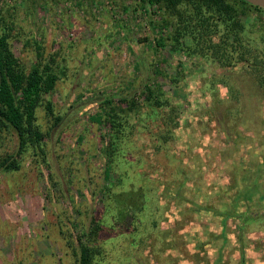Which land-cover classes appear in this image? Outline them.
<instances>
[{
	"label": "rangeland",
	"instance_id": "374dc122",
	"mask_svg": "<svg viewBox=\"0 0 264 264\" xmlns=\"http://www.w3.org/2000/svg\"><path fill=\"white\" fill-rule=\"evenodd\" d=\"M0 17L20 65L38 60V43L59 76L35 109L41 147L21 151L15 130L0 125V162L17 165L0 167V264H77L76 234L99 215L103 264H264V65L257 75L243 62L173 49L177 22L165 27L142 0H0ZM251 28L263 59L251 39L259 25ZM154 69L170 77L155 79ZM157 81L171 110L132 114L138 125L115 163L127 179L107 200L103 98L137 92L140 102ZM234 209L258 220L240 224Z\"/></svg>",
	"mask_w": 264,
	"mask_h": 264
},
{
	"label": "trees",
	"instance_id": "16d2710c",
	"mask_svg": "<svg viewBox=\"0 0 264 264\" xmlns=\"http://www.w3.org/2000/svg\"><path fill=\"white\" fill-rule=\"evenodd\" d=\"M142 3L144 6L146 5L150 14L162 18V25H166L167 28H172L171 25H174L175 21L177 22L172 35L168 38L173 49H176V47L181 49L182 46H185L187 53H197V55L204 57L209 56L211 60L222 62L226 66L243 62L244 66L249 64L248 67L252 71L255 70L257 75L259 68L263 67L264 62L262 63V61H264V58L261 57L263 50L260 51L257 46H254L252 39L257 37L264 45L263 8L252 5L245 0H142ZM251 14L256 15L257 22L256 20L253 22L248 21V16ZM180 24H183V26H180ZM255 25H259L260 28L258 31L259 37L252 36L250 41V37H247L248 32ZM11 31H13V27L8 26L6 21L0 17V125L12 127L15 130L19 149L25 151L30 147H41L40 143L43 140L44 132L36 123L35 109L41 104L44 94H49L55 90L59 76L54 68L55 58L48 61L44 60L41 56L43 46L38 43L35 45L38 60L28 70H25L20 65L17 55L10 48L9 37ZM218 32H220L218 39L213 40L212 37ZM163 35L164 33L159 34L156 39L159 46L165 45ZM181 50L186 51V49ZM153 74L155 79L158 75H163L167 79L170 77L169 74L167 76L162 74L160 69H154ZM258 79L260 80V78ZM174 93L173 96L176 97L178 91H174ZM136 94L137 92L132 95L125 94L119 98L113 96L103 98L100 121L103 120L110 129L107 134L108 139L103 145L104 155L108 161L104 176L107 177L108 181H111V177L113 178L111 184L114 187L113 194L106 195L107 200L113 201L114 195L123 191L121 188L120 191L119 187L126 181V177H123L116 169L115 163L117 157L124 153L125 147L129 148L127 137L130 135L132 128L134 130L138 125L135 122L131 123L130 117H132V114L134 116L139 115L142 106L153 112L158 111L162 106L171 110V99L166 97V91L158 81L146 83L141 88L140 102ZM114 98L118 100L117 104L113 102ZM43 104L46 114L54 116L55 123L60 122L62 117L54 115L52 103L45 100ZM173 110L176 111V109ZM171 115L172 113L168 116L169 120H172ZM164 125L167 128L165 123ZM170 132L169 128L165 129L166 134H170ZM8 162L11 163V160L9 161L8 157L4 158L0 162V167L9 168L10 164L7 165ZM11 164L17 168L14 161ZM254 186L256 187V185L249 186L248 190L256 191ZM105 206L109 208L107 205ZM103 208L101 213L105 211ZM223 212L221 210L215 213L227 214V212ZM228 213L233 214V216L236 214L240 224L251 219V217L254 221H257V217H259V214L251 215L249 209L240 213H235L234 209ZM225 217L230 216H223V218ZM103 220L102 215L93 216L89 229L80 230L76 234L77 240L80 241L78 242V251L75 254L77 264H103L106 255L100 244L99 236L104 226ZM139 221L140 219L136 217L135 222Z\"/></svg>",
	"mask_w": 264,
	"mask_h": 264
},
{
	"label": "water",
	"instance_id": "95a60500",
	"mask_svg": "<svg viewBox=\"0 0 264 264\" xmlns=\"http://www.w3.org/2000/svg\"><path fill=\"white\" fill-rule=\"evenodd\" d=\"M248 3L252 4V5H257L260 8L264 9V0H245Z\"/></svg>",
	"mask_w": 264,
	"mask_h": 264
}]
</instances>
